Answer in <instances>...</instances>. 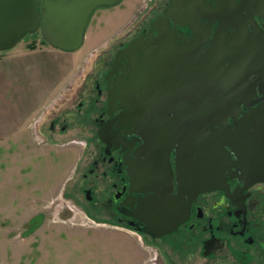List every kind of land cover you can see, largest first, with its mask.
Instances as JSON below:
<instances>
[{"label":"flooded vegetation","instance_id":"obj_1","mask_svg":"<svg viewBox=\"0 0 264 264\" xmlns=\"http://www.w3.org/2000/svg\"><path fill=\"white\" fill-rule=\"evenodd\" d=\"M146 1L140 20L99 53L72 99L39 113L49 111L51 134L82 120L95 139L92 149L86 144L85 198L96 204L99 194L119 225L206 260L264 264V180H251L233 148L218 146L223 130L235 133L264 104V0H204V11L185 13L175 9L185 0ZM235 53L249 59L238 92ZM220 90L237 111L229 106L220 117ZM203 170L212 188L200 192ZM155 210L176 227L163 237L148 234L144 221Z\"/></svg>","mask_w":264,"mask_h":264},{"label":"rangeland","instance_id":"obj_2","mask_svg":"<svg viewBox=\"0 0 264 264\" xmlns=\"http://www.w3.org/2000/svg\"><path fill=\"white\" fill-rule=\"evenodd\" d=\"M146 5V0H124L95 12L82 49L71 53L69 61L51 58L52 68L45 75L52 84L61 79L63 62L74 61V74L53 94L47 108L54 111L72 99L99 53L130 32ZM22 42H28L29 49L33 46L31 50L48 47L39 34ZM5 54L0 52V59ZM3 82L0 75V85ZM42 92L43 97L48 95L47 90ZM47 112L28 120L26 148L18 152L13 139L20 134L21 123L13 122L9 107L0 105V264H228L186 254L171 241L153 242L119 225L100 207L99 194L96 204L88 203L83 173L88 172L91 155L86 144L92 149L95 139L87 138L91 134L80 119L68 133L51 134Z\"/></svg>","mask_w":264,"mask_h":264},{"label":"water","instance_id":"obj_3","mask_svg":"<svg viewBox=\"0 0 264 264\" xmlns=\"http://www.w3.org/2000/svg\"><path fill=\"white\" fill-rule=\"evenodd\" d=\"M124 0H0V52H6L17 47L25 37L39 34L42 41L63 52H77L85 43L87 29L93 15L99 9L112 8L120 5ZM183 7L175 9H190L193 11L206 9L204 0H185ZM173 10V8L171 9ZM176 11V12H177ZM179 13V11L177 12ZM185 13V11H184ZM187 13V12H186ZM177 15V14H176ZM179 17V16H178ZM181 18V17H180ZM246 57L235 53L231 71H234V90L238 92L240 86L246 83L248 75L242 71L247 62ZM255 66H258V60ZM225 60L219 63L224 65ZM219 73H221L219 71ZM225 73V72H224ZM242 83V85H241ZM238 86V87H237ZM219 91L220 117L226 115L225 110L231 108L237 111L226 96ZM239 123L235 133L223 130L218 138L219 149L225 146L233 148L241 162V171L251 180H264V104L250 111ZM253 128L255 131L250 132ZM251 135V136H249ZM207 171L197 172L198 179L202 174L200 192L209 190L211 186L205 184ZM161 211L155 210L150 218L144 221L150 225L148 234L154 238L163 237L171 233L176 227L167 225L159 217ZM163 215V214H162ZM158 231L153 235L152 231Z\"/></svg>","mask_w":264,"mask_h":264},{"label":"crops","instance_id":"obj_4","mask_svg":"<svg viewBox=\"0 0 264 264\" xmlns=\"http://www.w3.org/2000/svg\"><path fill=\"white\" fill-rule=\"evenodd\" d=\"M27 43L21 42L14 49L7 51L0 59V75L4 79L3 84L0 85V93L4 94V99L0 98V105L3 108L9 107L11 114H14L13 122L21 123L20 136L13 139L18 152L26 148V141L29 138L28 120H35L42 107L53 98V94L60 89V86L69 82L74 74V61L63 62L62 77L52 84L49 75H45V72L52 68L51 58L60 61L62 58V61H69L68 58L72 59L74 54L50 46L31 50L27 48ZM42 89L47 90V96L43 97Z\"/></svg>","mask_w":264,"mask_h":264},{"label":"trees","instance_id":"obj_5","mask_svg":"<svg viewBox=\"0 0 264 264\" xmlns=\"http://www.w3.org/2000/svg\"><path fill=\"white\" fill-rule=\"evenodd\" d=\"M31 49H33L34 47L33 46H30Z\"/></svg>","mask_w":264,"mask_h":264}]
</instances>
